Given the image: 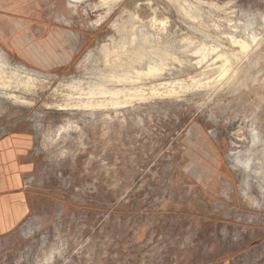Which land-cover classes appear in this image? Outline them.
Instances as JSON below:
<instances>
[{"label": "rangeland", "instance_id": "obj_1", "mask_svg": "<svg viewBox=\"0 0 264 264\" xmlns=\"http://www.w3.org/2000/svg\"><path fill=\"white\" fill-rule=\"evenodd\" d=\"M70 3L0 0V138L30 129L38 160L0 264H264V0H124L108 16ZM120 43L171 55L139 86L172 93L63 108L103 83Z\"/></svg>", "mask_w": 264, "mask_h": 264}, {"label": "bare ground", "instance_id": "obj_2", "mask_svg": "<svg viewBox=\"0 0 264 264\" xmlns=\"http://www.w3.org/2000/svg\"><path fill=\"white\" fill-rule=\"evenodd\" d=\"M81 1L82 0H70V2H71L70 4L73 6L75 4L80 3ZM123 1L124 0H100V3L107 10L106 15L108 16L114 11V9L119 7ZM133 6H134V2L130 5V8ZM95 8H97V7H95ZM100 8H101V6H100ZM128 12H129V9H125L123 11V15L127 14ZM129 23H130V20L129 21H122L121 20V21H116L114 23V26H116V28H117L116 30H118L120 32L124 31V34H129L130 37H134L135 36L134 27L130 26ZM131 40H135V38L134 39L132 38ZM128 47L129 46H126L123 43L122 44L120 43L119 45L117 44V46L114 45L113 48L104 47V49H103L104 62H105V65L109 68V71L107 72L108 74L104 75L103 83L98 84V85H94V86H92L90 84L91 86H89L88 89L83 90V93L85 96L83 98H80V97L79 98H73L72 96H69V97L67 96L68 102L63 108L72 107L75 109H83V110L90 111V112L93 111V112H103L104 113L105 111L119 110L122 108H126L130 105H133L134 103H137V102H146V101L150 100L151 98H152L151 100H153L154 97H157V96H164L165 94H167L169 96L172 93V91L167 90L164 92V94H160V92H158V90L152 89V91L149 94H147L146 91L143 89V87H140L139 85L142 84L143 82L145 83V81H149V80L153 81L154 79H156L160 76L162 77L163 76L162 73L165 71L166 67H168V60L172 56L169 55L165 51H159V50L156 51L153 49V47H151L150 50H149V47L147 48L148 50H146V47H144L143 49H135V48L129 49ZM248 48L249 47H248L247 43H241V46H240L241 51H247ZM222 55L224 56V54H222ZM223 56L222 57L220 56L221 59H223ZM174 60H176V59H174ZM228 61L225 60V62L223 64L224 69H223L220 76L226 75L228 68H230ZM145 62H147V69L146 70H142V68L139 69L137 67L138 65H142ZM135 65H137V66H135ZM140 67H142V66H140ZM16 76L17 75L12 74L11 77H8V78H10L9 81ZM2 78L7 79V77L3 76V74L0 73V79H1L0 81L4 83L3 88L5 86L12 88L11 84H8L10 82H5V80L3 81ZM13 80H15V79H13ZM20 82H22V81H20ZM85 84L88 86L89 83H85ZM23 85H25V88H28V91H30L31 89L35 88L34 79L32 77H28L27 80L25 82H23ZM23 85H20V86H23ZM110 85L115 87V89H111ZM87 86H85V87H87ZM118 87H122V89L121 88L118 89ZM172 88H173V86H172ZM6 94H7V92H6ZM177 94H178V92H177ZM62 95H63V93H62ZM11 97L15 100L17 99L19 102V99L16 98L15 96H11ZM74 97H76V96L74 95ZM22 102L23 101H21V104H22ZM58 107L61 108L62 106H58ZM254 137H255V135H254ZM239 163L246 170L251 169L250 168L251 167L250 161H247V162L239 161Z\"/></svg>", "mask_w": 264, "mask_h": 264}, {"label": "crops", "instance_id": "obj_3", "mask_svg": "<svg viewBox=\"0 0 264 264\" xmlns=\"http://www.w3.org/2000/svg\"><path fill=\"white\" fill-rule=\"evenodd\" d=\"M34 150L30 129H18L0 138V238L14 233L32 211L25 176L36 170Z\"/></svg>", "mask_w": 264, "mask_h": 264}]
</instances>
